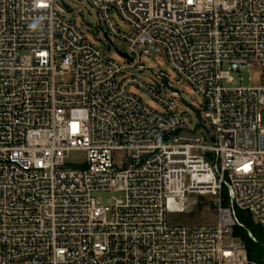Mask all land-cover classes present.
Returning a JSON list of instances; mask_svg holds the SVG:
<instances>
[{"label": "built area", "instance_id": "obj_1", "mask_svg": "<svg viewBox=\"0 0 264 264\" xmlns=\"http://www.w3.org/2000/svg\"><path fill=\"white\" fill-rule=\"evenodd\" d=\"M88 1L132 66L165 53L200 125L165 71L122 76L60 0H0V264H264L236 234L258 242L241 210L264 232V0ZM256 64L262 85H238ZM202 202L213 222L177 220Z\"/></svg>", "mask_w": 264, "mask_h": 264}, {"label": "rangeland", "instance_id": "obj_2", "mask_svg": "<svg viewBox=\"0 0 264 264\" xmlns=\"http://www.w3.org/2000/svg\"><path fill=\"white\" fill-rule=\"evenodd\" d=\"M60 4L66 10L68 18L74 20L109 56L120 60L126 66L122 76H134L151 83L155 79L153 77L154 73L165 71L174 81V89L181 94V97L177 98L176 102L182 109L185 118H190L188 122L192 126L200 125L201 114L203 112V99L192 86L187 83L178 82L177 76L173 73L165 53L141 54L140 63L145 68L142 69L137 66H132L131 59L136 60L137 56L130 50L129 45L124 40L113 36L109 39L106 37L105 31H107V26L99 12L88 0H60ZM113 18L122 31H130L128 24L116 12L113 13ZM120 52L129 55L131 59L121 56ZM233 76L238 85L261 86L263 83V68L261 65L256 64L247 70L233 72ZM127 90L140 96L149 105L158 108L155 101L137 86L128 85ZM167 93L170 94L171 91L168 90ZM122 156V152L116 153V160L122 159ZM85 157L84 153L74 152L72 153L71 159L81 161ZM100 196L105 202H108L113 196L119 197L120 193H103ZM205 205L206 203L202 202L200 207L193 213L178 215L179 219L177 220L183 223L194 224L213 222L215 220V211H209Z\"/></svg>", "mask_w": 264, "mask_h": 264}, {"label": "trees", "instance_id": "obj_3", "mask_svg": "<svg viewBox=\"0 0 264 264\" xmlns=\"http://www.w3.org/2000/svg\"><path fill=\"white\" fill-rule=\"evenodd\" d=\"M239 215L246 223L248 228L251 229L258 237V242H253L248 236L246 230L237 229L236 234H239L242 237L248 252L249 259L261 263L263 261L264 255V232L259 225L254 223L253 218L249 213L241 210L239 211Z\"/></svg>", "mask_w": 264, "mask_h": 264}, {"label": "water", "instance_id": "obj_4", "mask_svg": "<svg viewBox=\"0 0 264 264\" xmlns=\"http://www.w3.org/2000/svg\"><path fill=\"white\" fill-rule=\"evenodd\" d=\"M123 55L127 57V55H125V54H123Z\"/></svg>", "mask_w": 264, "mask_h": 264}]
</instances>
